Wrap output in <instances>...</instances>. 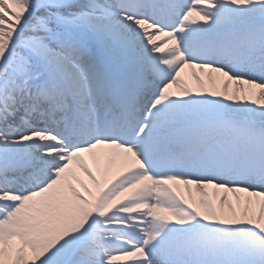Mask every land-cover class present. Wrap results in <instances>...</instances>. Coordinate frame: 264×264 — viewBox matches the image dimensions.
Listing matches in <instances>:
<instances>
[{
	"label": "snow or ice",
	"instance_id": "snow-or-ice-1",
	"mask_svg": "<svg viewBox=\"0 0 264 264\" xmlns=\"http://www.w3.org/2000/svg\"><path fill=\"white\" fill-rule=\"evenodd\" d=\"M0 264H264V0H0Z\"/></svg>",
	"mask_w": 264,
	"mask_h": 264
}]
</instances>
